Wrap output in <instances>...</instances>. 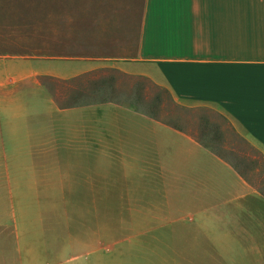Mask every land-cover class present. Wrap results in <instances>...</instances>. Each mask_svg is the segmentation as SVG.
Wrapping results in <instances>:
<instances>
[{
  "label": "crops",
  "instance_id": "0c3cea01",
  "mask_svg": "<svg viewBox=\"0 0 264 264\" xmlns=\"http://www.w3.org/2000/svg\"><path fill=\"white\" fill-rule=\"evenodd\" d=\"M135 1L58 5L46 49L0 59V264H107L106 206L136 236L178 222L226 239L211 254L264 253V192L141 95L215 111L264 156V0ZM141 247L129 264H170Z\"/></svg>",
  "mask_w": 264,
  "mask_h": 264
},
{
  "label": "rangeland",
  "instance_id": "374dc122",
  "mask_svg": "<svg viewBox=\"0 0 264 264\" xmlns=\"http://www.w3.org/2000/svg\"><path fill=\"white\" fill-rule=\"evenodd\" d=\"M124 1L129 5L136 2L135 0ZM82 2L83 0H0V59L2 60L3 57L7 56L20 57L40 54L48 47L49 24L51 16L53 17V8L56 10L59 6H66L67 4L77 6ZM117 79L127 85L128 83H141L134 80L128 81L125 77H119L112 71H101L90 75L89 78L90 82L115 81ZM147 86L148 88L141 94L144 96L142 101H145L146 98L147 101L151 102L152 99L153 108L147 109V112L151 111L159 119L180 127L203 141L230 161L251 184L264 192L263 154L259 148L241 138L226 118L209 109L185 108L177 104L167 90L153 87L150 84ZM54 87L64 92L63 89L66 86L56 84ZM114 209L115 206L105 207L107 228L105 256L107 264L113 260V257L117 261L116 264H129V261L133 259H131V253L135 256L138 248L137 256L140 257L144 251L141 246L144 245L145 247L153 245V249L160 245L166 246L168 252L163 255L165 257L163 261L170 264L173 260L179 264H264L263 248H261V254L254 252L251 254L209 253L207 251L209 245L226 246V239L186 237L193 230H189V226H185L184 223L167 222L165 227L152 233L155 235L154 238L144 235L142 237L136 236L137 232L131 231V221L120 222L129 220V213L126 212L120 217L119 214L116 215L117 212ZM120 218L123 219L120 220ZM142 222L134 223L135 228L140 233H142L140 227L145 223ZM158 224L162 223H152L153 226ZM174 232H179L178 236ZM170 235L174 237L171 238ZM175 242H177L176 245ZM244 244L251 250L249 243ZM172 246L180 247L182 252L176 256L175 253H172ZM140 247L141 249H139ZM134 248L136 250L132 251ZM223 250L225 251V248ZM177 251L178 249L175 250V252Z\"/></svg>",
  "mask_w": 264,
  "mask_h": 264
}]
</instances>
